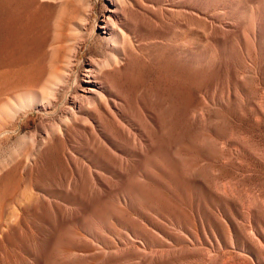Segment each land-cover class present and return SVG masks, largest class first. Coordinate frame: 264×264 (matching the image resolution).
Segmentation results:
<instances>
[{
    "label": "rangeland",
    "instance_id": "rangeland-1",
    "mask_svg": "<svg viewBox=\"0 0 264 264\" xmlns=\"http://www.w3.org/2000/svg\"><path fill=\"white\" fill-rule=\"evenodd\" d=\"M17 2L0 0V85L19 67ZM244 3L248 17L261 9L256 0ZM30 20L36 31L37 14ZM39 38L30 37L26 67L34 63ZM247 40L235 37L233 49L223 51L191 36L207 60L204 82L200 69L193 71L191 94L209 113V153L201 151L196 126L181 121L184 86L177 81L170 88L160 79L156 87L173 97L176 110L174 154L163 151L159 164L148 163L151 177L130 184L128 202L119 197L126 185L117 179L107 199L71 194L69 169L53 147L33 164L30 142L20 143L21 137L52 117L23 108L18 118H3L10 136L0 140V264H264V50L247 48ZM103 48L85 44L80 59ZM144 72L158 75L154 67ZM187 129L191 141L184 137Z\"/></svg>",
    "mask_w": 264,
    "mask_h": 264
},
{
    "label": "bare ground",
    "instance_id": "bare-ground-1",
    "mask_svg": "<svg viewBox=\"0 0 264 264\" xmlns=\"http://www.w3.org/2000/svg\"><path fill=\"white\" fill-rule=\"evenodd\" d=\"M17 1L14 59L19 67L0 85V122L18 118L23 108L52 117L20 143L29 140L34 165L53 147L69 169L67 188L76 196L107 199L117 179L126 185L117 191L119 197L131 201L128 187L151 175L148 163L159 164L163 151L173 156L176 110L173 97L156 87L161 80L170 88L177 81L184 86L181 121L186 128L196 126L201 151L209 153V113L191 94L193 71L200 69L204 82L207 60L192 45L193 34L223 51L233 49L235 37L247 38L251 50H264V0H256L261 9L253 17H248L247 0ZM97 1L103 10L95 16ZM34 33L40 36L38 51L26 67L25 50ZM85 44L104 48L80 59ZM7 55L4 51L3 61ZM147 67L158 75L147 78ZM188 130L184 137L191 141ZM9 136L0 124V140Z\"/></svg>",
    "mask_w": 264,
    "mask_h": 264
}]
</instances>
